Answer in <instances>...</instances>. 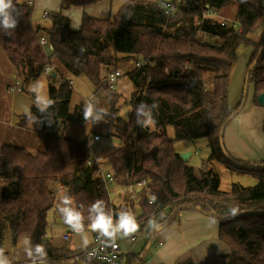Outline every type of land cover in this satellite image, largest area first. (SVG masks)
<instances>
[{"label": "trees", "instance_id": "1", "mask_svg": "<svg viewBox=\"0 0 264 264\" xmlns=\"http://www.w3.org/2000/svg\"><path fill=\"white\" fill-rule=\"evenodd\" d=\"M100 1L60 0L58 10L47 13L49 26L40 27L32 23V5L13 0L19 12L18 24L7 33L0 28V48L13 66L21 89L41 76L45 66L62 75L57 86L49 83L47 87V95L55 101L47 118L56 128L69 121L85 122L82 102L73 111L69 108L73 77L84 75L96 89L104 91L106 134L122 138L123 143L104 154V149L97 150L102 156L99 164L122 188L147 177L152 199L139 190L135 192V205L126 191L121 203L115 205L97 163H86L84 141L44 130L42 151L30 152L14 144L0 148V248L6 234L12 245L25 235L28 246L34 249L41 245L45 249L46 256L37 261L102 264L65 245L54 246L46 237L47 213L55 206L63 224L72 229L59 211L62 198L67 196L72 202L69 207L82 212L85 230H90L89 210L97 201L103 202L113 223L121 212L132 213L138 232L148 225L152 229L156 224L172 223L181 210H199L217 219L218 238L230 249L224 264H264V159L245 162L225 148L224 153L219 145L220 129L223 127L225 147V128L240 110L228 105V76L240 45L251 46L245 88L252 84V101L256 105H260L256 96L264 94V0H186L184 10L174 15L165 14L158 1L127 0L107 18L83 14L76 30L62 13L71 6L85 7ZM202 3L218 11L235 4L236 24L204 19L200 27L195 26ZM260 26L262 30L254 41L251 35ZM198 28L210 35L202 43L196 34ZM41 35L48 39L47 50L38 43ZM211 37L214 40L207 41ZM120 55L133 62L144 61L141 69L132 66L126 72L134 87L126 99L100 76L101 67L114 65ZM31 97L34 100L32 94ZM124 102L131 108L127 120L118 115ZM142 102L149 107L141 114V124L137 123L136 108ZM29 112L31 117L48 121L35 103ZM29 112L20 115L18 122L30 120ZM261 130L264 137V120ZM197 138L206 140L210 160L241 176H252L256 183H233L229 191H221L213 169L195 173L181 159L174 142ZM57 184L65 188L59 197L55 194ZM165 207L169 212L154 223ZM233 208L247 212L230 216ZM140 262L141 258L133 253L124 255V264Z\"/></svg>", "mask_w": 264, "mask_h": 264}, {"label": "crops", "instance_id": "2", "mask_svg": "<svg viewBox=\"0 0 264 264\" xmlns=\"http://www.w3.org/2000/svg\"><path fill=\"white\" fill-rule=\"evenodd\" d=\"M111 1L113 0H102L85 7L71 6L68 9L63 10L62 13L69 17L70 27L76 30L79 27L83 14L97 18H107L110 16L109 7ZM59 3L60 0H33L31 11V20L33 25L48 27L50 24L49 21L44 24L43 21L41 22L38 19L47 18L42 16L43 11H57ZM45 49L47 50L48 48ZM113 69L114 68L105 69L104 74L101 76L102 80L106 74ZM52 72L56 73L55 77H52ZM52 72L48 75L41 74V76L35 79L41 80L43 82L46 89V94L49 83H53L54 86H57L59 81L62 79V75L56 70H53V67ZM13 78L17 79L13 66L8 61L3 50L0 48V148L3 145L14 144L30 152L42 151L45 147V133L39 128V123H33L32 119L26 120L22 124L18 122L20 115L27 114L25 113V111H27V107L25 108V101L22 99L21 94L29 95L31 106L35 103V96L33 93L29 94L22 92L21 88H19L20 91H17L16 93L15 91H10L8 87L13 83ZM74 78L75 77L71 79V85ZM51 79H54V82H51ZM117 87L120 89L118 90L121 93L126 95H129L134 90L133 84L128 76H124L122 79H120ZM31 94L34 96V100L31 97ZM93 98L94 96L87 101L91 100L96 104L97 102L93 101ZM130 112V107H122L119 109L118 115L122 119L127 120ZM56 129L61 133V126H58ZM92 135L94 134H88L85 139ZM99 140L100 138L95 141L94 144H96ZM248 141L251 142L250 139H248ZM248 141L246 142L243 137H236V135L231 131L228 133L224 144L227 152L231 156L238 159H245H240L242 161L252 163L263 160L264 156L257 158H246L242 155L241 151H247L249 148ZM184 142L187 143L188 141ZM97 150L101 151L103 150V147L98 146ZM179 151L185 152L188 151V149L186 147H181V150ZM190 155L188 159L190 158ZM110 188H112V192H110L109 197L115 205L121 203L126 191L136 205L137 198L134 199L133 190L131 187L127 186L126 188H122L114 183ZM137 190L138 189H136V191ZM52 208L56 211V206ZM165 209L166 207L163 208V210ZM160 214L161 213H159L157 219L154 220V223L162 219ZM149 226L150 225H148L142 232H138L139 235L143 236V239H140L141 244L138 245L136 251H133L130 248L125 251L121 245V240L127 244H132L135 239L131 241L127 239L128 236H124V238L121 240L119 238V244L123 255L126 253H133L137 255L139 258H141V262L139 264H143V261L147 258L150 259V264H183L186 262H189L190 264H224L226 261L225 257L230 253L229 247L218 238L217 219L213 216L205 215L199 210L191 208L184 209L179 211L176 219L170 224H156L154 227H152V229H148ZM88 231H90V237L88 239V244H90L94 233L92 230ZM48 235V239L52 243L50 232H48ZM159 242L161 244H158ZM13 246L14 248H11L9 243L4 238L2 245V248L5 250L4 254L13 260V264L29 262L31 260V258L27 257V255L20 256L19 252L17 253L18 248L16 247V244ZM65 246L75 251L82 248L81 245H77L75 242L65 244ZM57 247H59V245ZM70 261L66 262L65 264H81L76 260ZM36 264L52 263L48 260H39L36 262Z\"/></svg>", "mask_w": 264, "mask_h": 264}, {"label": "rangeland", "instance_id": "3", "mask_svg": "<svg viewBox=\"0 0 264 264\" xmlns=\"http://www.w3.org/2000/svg\"><path fill=\"white\" fill-rule=\"evenodd\" d=\"M127 0H113L110 3V16L114 14L119 7ZM151 1H158V0H151ZM109 5V4H108ZM108 5H107V12H108ZM235 11L236 5L229 4L222 8L220 15L222 18L226 19L227 21L233 20L235 18ZM41 22L45 24L48 19L39 18ZM262 30V26H260L255 33L251 35L252 40L256 41L260 35ZM197 36L203 37L201 34ZM214 38H208L207 41H213ZM251 51V46L240 45L236 51V60L233 62L228 76V105L229 108L232 110H236L240 108L239 112L234 116V118L228 123L225 128L224 132V141L229 132H233L236 137H243V139L248 141V150L241 151L242 155L246 158H257L264 156V137L262 135V120H264V106L263 105H256L253 103V87L252 84H249L247 88H245V77L247 72V61L249 57V53ZM117 62L113 64L103 65L100 70V76L104 74L105 69L109 68H117L119 69L123 76H127L126 72L130 70L133 66V60L131 58H123L120 55L117 58ZM103 72V73H102ZM121 78V79H122ZM15 81L13 78L12 81ZM17 80H19L17 78ZM13 81V82H14ZM41 80H34L29 82L22 92L26 93H33L36 100V94L32 90L33 85ZM42 82V81H41ZM43 83V82H42ZM44 85V84H43ZM119 88H114V91H119ZM17 91H20L17 89ZM43 91L46 93V89L44 87ZM120 92V91H119ZM122 98L126 99L128 95L122 93ZM93 101L97 102L96 106L98 108H105L107 109V100L105 97V92L101 89H96V86L84 75H79L75 77L72 81V94L70 97V111H73L75 106L79 103H83L85 105V101L93 97ZM22 99L25 101V108L27 107V111L29 112V108L31 106V100L28 94H21ZM122 102V101H121ZM94 103V102H93ZM122 107H130L127 103H122L120 109ZM127 109V108H125ZM149 120L146 119V122ZM170 129V128H169ZM171 130V129H170ZM60 133V132H58ZM61 134L66 137L76 141H84L85 137L88 134H97L99 135L100 140L94 145V148L97 149L98 146H102L104 151L102 154L107 152L111 147H117L123 143V139L118 138L113 135L106 134V127L105 121H99L97 123H93L91 120L85 121L84 123H75V122H66L61 126ZM249 137V138H247ZM181 147H186L188 152L191 153L190 158L187 161V164L191 166L195 173L199 170L205 171L208 169H213L218 177L219 180V189L221 191H229L233 183H241L244 186H250L256 183V179L252 176L244 175L241 176L237 173L231 172L227 169L224 165L212 161L208 158L209 156V148L207 146L206 140L204 138H197L185 143L184 141H176L174 142V148L180 152ZM226 149V147H224ZM227 151V149H226ZM196 152V154H195ZM181 153V152H180ZM232 153V152H231ZM242 159V158H240ZM245 160V159H242ZM247 160V159H246ZM106 169V168H105ZM104 169V170H105ZM113 188V187H112ZM112 188H109V194L112 192ZM125 196V195H124ZM169 212V207H166L160 214L161 218H163ZM65 231H69L71 237L64 241L61 239L62 233ZM48 232H50L52 239V244L54 246H60L65 244H70L75 242L77 245H81L84 247L83 244V236H86L87 239L90 237V231L85 230L83 234H77L72 229L66 227L58 213L55 209L51 208L47 213V225H46V237L48 238ZM135 236V240L132 244H127L126 242L122 241L121 239L124 238V235L120 233L119 238L121 240V245L123 249L126 251L130 248L133 251L137 250L139 244H141V240L143 239L142 235L138 234V231L129 234ZM129 239V237H128ZM141 239V240H140ZM5 240L9 243L11 248L14 246L10 242V238L8 234L5 236ZM27 238L25 235H21L16 243V247L18 248L17 253L19 252L20 256H25V248L28 247L26 244ZM28 242V241H27Z\"/></svg>", "mask_w": 264, "mask_h": 264}, {"label": "built area", "instance_id": "4", "mask_svg": "<svg viewBox=\"0 0 264 264\" xmlns=\"http://www.w3.org/2000/svg\"><path fill=\"white\" fill-rule=\"evenodd\" d=\"M185 1L186 0H158V4L165 14L174 15L184 10ZM25 2L28 5H33V0H25ZM199 5L201 8V13L195 18V23H194L195 26L200 27L204 19L217 20L222 25L236 24L233 20L227 21L226 19L222 18V16L220 15V12L210 7L209 4L202 3ZM47 13L48 11H43L42 16L46 17ZM199 29L200 28L197 29L196 34L197 35L201 34L203 36L202 38L199 36V42L202 43L207 38V36L209 37L210 35H208L207 33L201 32ZM38 43L44 49L48 45L47 37L44 35H41L39 37ZM143 65H144L143 60L136 59L133 62V66L137 69H141ZM51 72H52V67L45 66L42 71V74L48 75ZM122 76H123L122 72L119 69L115 68L106 74L103 81L106 82L109 88L113 89L116 87V85H118ZM19 88H20V80H17V79H15V81L8 87L10 91H16ZM39 128L43 130V132L44 130H46L49 133H58L53 123H49L46 120H44L42 123H39ZM98 139H99V136L94 134L90 137H87L84 140L85 151L87 153L86 163L87 164L97 163L98 173L104 179V185L106 189L109 191V188L114 184V180H113L112 175L110 173H105L101 165L99 164L102 160V156L100 155V153H98L97 149L94 148V145H95L94 142L97 141ZM128 187H131V189L133 190L134 199L136 198L138 199V195L135 192L142 190V189L145 191L149 200L152 199V194L149 191V180L147 177H141L134 183L130 184ZM136 189L138 190L136 191ZM64 193H65V188L61 184H57L56 190H55L56 197L62 196ZM119 234L120 233L117 234L114 240H109L106 237L100 236V234L94 233L90 244L79 249L78 253L86 257L94 258L98 260L99 262H101L102 264H124V255H123V252L119 244ZM69 237H70V232L65 231L62 234L61 239L66 241L69 239ZM128 237H129V240L131 241L135 239L134 235H130ZM158 244H161V243L159 242ZM15 264H32V261L30 260L29 262H20V263H15ZM143 264H150V259L148 258L145 259L143 261Z\"/></svg>", "mask_w": 264, "mask_h": 264}, {"label": "clouds", "instance_id": "5", "mask_svg": "<svg viewBox=\"0 0 264 264\" xmlns=\"http://www.w3.org/2000/svg\"><path fill=\"white\" fill-rule=\"evenodd\" d=\"M19 12L17 8L13 5V0H0V28H2L5 33L9 30H14L17 27ZM44 85L41 81H37L33 85V91L36 94L35 106L38 111L44 115V118L50 120L48 117V109L53 107L55 101L51 99L44 91ZM149 106L145 103H141L136 108L137 123H143L141 119V114L144 112L145 108ZM156 107L152 105L151 108ZM151 108H149V115L151 113ZM105 115H107V109H97L95 103L91 100L86 101L83 108V117L85 121L91 120L94 124L103 121ZM30 119L33 123H42L43 121L39 117H31L29 112ZM155 199V197H153ZM71 200L65 196L62 198V206L59 211L67 223L77 234H83L85 231L84 226V217L82 212L75 210L73 207H69ZM103 202L97 201L94 203L89 210L91 223L89 225L90 230L96 231L102 237H106L109 240H114L118 233H122L124 236H128L131 233H134L138 229V224L136 222L135 216L127 211L121 212L118 217V221L113 223V218L111 215L107 214L103 207ZM232 214L236 213V209L231 210ZM92 213H95L93 216ZM26 244L28 242L26 241ZM83 244H88V239L86 236H83ZM5 250L0 248V264H13V260L6 256ZM25 253L27 257L31 258L32 264H36L37 260L46 256L45 249L41 245H36L33 249L30 244L25 248ZM91 255V254H89Z\"/></svg>", "mask_w": 264, "mask_h": 264}, {"label": "water", "instance_id": "6", "mask_svg": "<svg viewBox=\"0 0 264 264\" xmlns=\"http://www.w3.org/2000/svg\"><path fill=\"white\" fill-rule=\"evenodd\" d=\"M52 77H55L56 76V73L55 72H52L51 73ZM248 77V71L246 72V77H245V80L247 79ZM246 87V85H245ZM256 102L260 105H264V94L263 93H259L257 96H256ZM222 136H223V127L220 129L219 131V145L222 149V151L225 153V150H224V146H223V142H222ZM190 155V152L188 151H185V152H181L180 153V157L181 159L186 162L188 160V157ZM247 211H240V212H236L234 215L231 213L229 214L230 216H236V215H240V214H245ZM219 216V215H217ZM221 216H225V215H221ZM72 262V261H70Z\"/></svg>", "mask_w": 264, "mask_h": 264}]
</instances>
